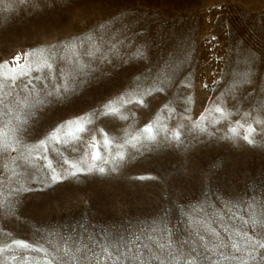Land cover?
<instances>
[{
	"label": "rangeland",
	"instance_id": "1",
	"mask_svg": "<svg viewBox=\"0 0 264 264\" xmlns=\"http://www.w3.org/2000/svg\"><path fill=\"white\" fill-rule=\"evenodd\" d=\"M89 34L123 42L22 125L25 100L63 84ZM0 82L13 101L0 105V264H140L141 244L164 264H224L221 239L264 236V0H3ZM49 163L67 178L53 184Z\"/></svg>",
	"mask_w": 264,
	"mask_h": 264
},
{
	"label": "snow or ice",
	"instance_id": "2",
	"mask_svg": "<svg viewBox=\"0 0 264 264\" xmlns=\"http://www.w3.org/2000/svg\"><path fill=\"white\" fill-rule=\"evenodd\" d=\"M3 3V0H0V4ZM89 40L95 41V43L92 45L91 49L86 51L85 53H81L78 49H76V44L75 42L72 45V48L75 50V55L72 60V68L69 69L68 71H65L64 69L60 70V75L63 77V84L57 85L56 86V91H47L46 94H42V90H36L34 89L35 95L30 96V98L25 100V103L29 109L24 114L23 120H22V125L27 123V118L31 115L35 114V110L42 108L43 106L51 103L50 97H55V98H63L65 94L68 93H73L75 92L78 87H82L85 83H87V78L96 71L95 64L94 62L98 59L101 62L104 60L108 59V50H111V52H116L119 50L120 44L123 42L122 38L117 39L116 37H113L110 41L107 43V49L102 46L101 41L97 39L95 36L92 34H89ZM81 47H84L83 43H81ZM86 57V58H84ZM66 59V58H64ZM44 64L47 65L48 69H54L53 63H50L47 58H45ZM23 75V74H22ZM36 79H41V77H36ZM15 85V78H13L12 81V86ZM6 85L3 82H0V105H12L13 101L12 100H5V96H11V86H9V91L6 93L4 92V88ZM48 86L45 85V88ZM61 89L63 91H61ZM118 109L115 107H110L108 108V112H116ZM10 114L9 112H6L3 108H0V117H3L5 115ZM107 114V113H106ZM83 121V123H81ZM91 123V119L88 114H85L78 118L77 121H68L65 122L67 125H72L75 124L76 127L68 133L70 136H74V138L79 139V136L75 135L77 133H82L85 131V124ZM65 124L60 125L57 129H55L51 134L49 139L51 140H56L57 143L60 142V130L65 126ZM20 130H23V127L21 126ZM149 131L151 129L149 128ZM180 133L177 132L176 138L179 140ZM244 139L249 142L253 143L254 141L250 138V135H245ZM127 142V141H126ZM105 144L110 143L108 139H105L104 141ZM46 141L41 140L40 145H45ZM133 147H135V144H133ZM47 151V149H45ZM92 160L95 161L99 158V153L98 150H93L92 151ZM43 159H48L47 156L45 155L42 157ZM122 158V154H121ZM107 162V161H105ZM68 161H65V164H68ZM46 167H49L51 169V175L50 179L51 182L58 183L62 182L64 179L67 178L65 174L62 173V171L57 170L55 167L49 163L46 165ZM96 165H93V168H95ZM72 168H74V171H71L69 175L75 177L77 174H82L85 173V169L82 167H79L76 164L72 165ZM99 173L103 174L105 173V168L104 167H99L98 168ZM64 172H68V169H64ZM23 190V189H21ZM210 231L215 232L216 236L219 237V233L216 232V229L212 228ZM245 236H248V233H244ZM70 239V238H69ZM201 240L204 239L203 236L200 237ZM231 239V237H230ZM67 243V240L65 241ZM17 243L23 244L24 247H30V245L25 242V241H17ZM171 243V242H169ZM239 241L234 240L232 241L231 244L225 242L224 240H220L219 243L217 244V252H218V257L221 258L224 262V264H229V262H243L245 259V255H247V259L249 262L257 259H264L260 255L259 250L264 249V236H262L260 233H257L256 236L250 237L246 242H245V247L241 248L239 247ZM72 245L69 244V247ZM145 247H148L147 245H138L137 246V252L133 254L131 257H128V260L132 261H139L140 264H152L153 261H160V264H164L163 259L159 256L158 253H156L153 249L149 248V252L151 253L150 256L145 257L143 249ZM161 249L165 247V245L161 244L160 245ZM234 249L233 252H229V248ZM131 248H126L125 252H131ZM201 264H220V261L217 260L216 258H210L206 252H201ZM112 256H109V259H111ZM117 260H124V257L122 255H118L115 257Z\"/></svg>",
	"mask_w": 264,
	"mask_h": 264
}]
</instances>
